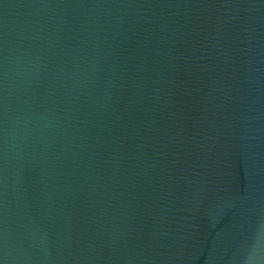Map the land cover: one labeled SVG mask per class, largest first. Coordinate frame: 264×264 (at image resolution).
Instances as JSON below:
<instances>
[{
    "label": "water",
    "instance_id": "obj_1",
    "mask_svg": "<svg viewBox=\"0 0 264 264\" xmlns=\"http://www.w3.org/2000/svg\"><path fill=\"white\" fill-rule=\"evenodd\" d=\"M0 264H264V0H0Z\"/></svg>",
    "mask_w": 264,
    "mask_h": 264
}]
</instances>
